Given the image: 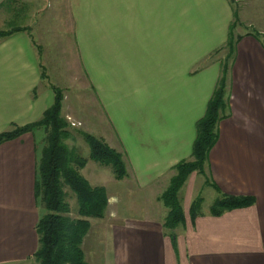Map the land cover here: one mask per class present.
I'll use <instances>...</instances> for the list:
<instances>
[{
    "label": "crops",
    "instance_id": "1",
    "mask_svg": "<svg viewBox=\"0 0 264 264\" xmlns=\"http://www.w3.org/2000/svg\"><path fill=\"white\" fill-rule=\"evenodd\" d=\"M19 1L36 6L42 0ZM64 2L81 6L79 13L72 8L73 14H82L80 20L99 22L96 67L81 56L84 80L106 123L100 136L121 152L126 170L115 178L108 166L89 158L79 168L90 184L104 186L111 206L108 215L105 211L89 220L81 242L84 258L90 264H264V44L257 34L262 31L234 33L238 39L225 83L228 114L217 122V139L202 174L214 197L215 184L224 193L251 194L254 201L219 215L209 214V205L200 206L193 222L184 217L176 227L174 250L161 224L166 208L157 196L172 165L190 156L194 122L219 75L220 58L208 56L226 39L233 18L230 3ZM35 12L37 6L31 19ZM31 28L0 37V131L39 118L52 102L51 86H66L48 80L53 58L35 41L41 38L38 27L33 33ZM71 109L65 113L76 116L68 113ZM86 121L82 115L84 128ZM40 138L34 128L0 141V264H36L34 224L41 208L33 181ZM124 188L128 201L119 205L118 190ZM101 229L112 230V251L93 250L95 236L88 235Z\"/></svg>",
    "mask_w": 264,
    "mask_h": 264
},
{
    "label": "trees",
    "instance_id": "2",
    "mask_svg": "<svg viewBox=\"0 0 264 264\" xmlns=\"http://www.w3.org/2000/svg\"><path fill=\"white\" fill-rule=\"evenodd\" d=\"M17 1L19 0H1L0 8L16 12L20 4L16 10L11 5ZM236 17V11H233V18ZM24 27L23 25H12L4 29L0 27V37ZM237 39L238 35L232 33L230 23L222 45V48L227 47V51L224 60L219 62L217 81L206 102L204 112L194 122L195 134L190 156L181 158L172 165L173 173L157 196L166 208L161 224L174 250H176L174 227L184 223L182 203L177 194L190 173L204 174L209 149L217 139V122L228 114L226 73ZM51 89L52 102L42 111L40 117L21 125L12 124L9 129L1 130L0 141L24 131L43 128L33 181L34 197L42 209L34 224L37 243L32 257L35 263L90 264L84 258L81 242L89 228V220L103 216L107 197L104 186L90 184L79 172V168L89 158L108 166L115 178H121L126 174L125 165L120 151L108 145L102 137L87 131H82L81 134L89 145L88 156L78 154L65 142V138L69 136V124L60 114L61 91L55 86H51ZM214 188L218 194L208 206V213L211 215L247 206L254 201L251 194L224 193L215 184ZM69 197L73 198V206L68 201ZM201 202L200 194L189 202L190 222L201 213ZM72 210L74 215L71 214Z\"/></svg>",
    "mask_w": 264,
    "mask_h": 264
},
{
    "label": "rangeland",
    "instance_id": "3",
    "mask_svg": "<svg viewBox=\"0 0 264 264\" xmlns=\"http://www.w3.org/2000/svg\"><path fill=\"white\" fill-rule=\"evenodd\" d=\"M228 1L232 11H236L237 15L235 19H231L232 33L234 34L235 32L241 31H254L257 33V31L260 30L262 32L257 34L261 35L264 44V0ZM19 4L20 8L19 10H16L18 9ZM13 6L16 12H9L0 8V27L4 29L12 25H24L26 28L32 27L30 31H28L29 29H26V31L32 33L33 28L38 27L37 30L41 33V38H38L35 41L42 44V51L47 55L51 54L53 58L52 63L49 65V68L51 69L48 71V80L54 84H56V82L59 83L61 81V83H63L65 81L66 86L55 87L61 91V95L64 99L63 103L65 104L64 107L67 108L70 106L72 108L68 111V113L73 110L76 115H67L65 113L67 110H65V108L62 110L60 105V114L62 115L65 113V115L62 116L69 124V136L65 138V142L71 148L75 149L78 154L86 157L88 156L89 145L84 140L81 132L87 131L95 136L101 137V131L104 130L106 124L105 121L100 118L98 105L94 102L92 92L84 80L87 77V73L83 68L81 58V56L89 58L91 61L90 65L96 67L97 46L99 41V22L96 20H80L79 16H82V14H73L72 8H75L79 13L81 12V6L65 5L64 0H42L40 5H36L37 12H35V15L32 16V19L31 13H33L34 7H36L34 3L30 2L25 4L21 1H17L11 5V7ZM28 24L31 25L27 26ZM226 51L227 47L220 48L211 52L208 57L220 58V60H224V54ZM51 55H49L50 60ZM82 115L89 124V127L87 128H84L85 125L82 122ZM38 129L39 134L42 136L43 128L39 127ZM206 183L207 180L204 179L203 175L194 172L190 173L187 177L186 184L177 194L179 201L184 205L187 202L188 205L194 196L200 194L202 196L200 206L207 207L214 197V191L208 185H205ZM189 187L190 194H188ZM118 191L119 205L125 201L127 202V195L129 191L125 188ZM68 201L71 206H73V198L69 197ZM109 209H111V206L106 205L104 214L106 211V215H108L109 213H107V211ZM73 210L71 211L72 215H74ZM183 213L184 217L188 220V206ZM90 220H95V218ZM178 226H180V224H177L174 227L175 232L177 231L176 227ZM91 234L88 236H95V238L91 241L94 251L106 253L112 249L111 229H101L95 232L96 235H94L93 232ZM85 243L87 247H89V238L87 239L86 237Z\"/></svg>",
    "mask_w": 264,
    "mask_h": 264
}]
</instances>
